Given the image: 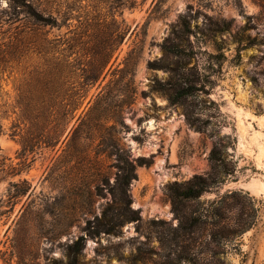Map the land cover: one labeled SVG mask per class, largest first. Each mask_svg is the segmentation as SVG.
<instances>
[{
  "label": "rangeland",
  "instance_id": "obj_1",
  "mask_svg": "<svg viewBox=\"0 0 264 264\" xmlns=\"http://www.w3.org/2000/svg\"><path fill=\"white\" fill-rule=\"evenodd\" d=\"M25 5L51 24H34L24 14ZM182 18L191 20V49L183 57L169 55L163 45L175 38ZM246 26L245 35L256 38V45L239 55L236 36ZM0 38L22 40L0 75L5 101L0 108V264L174 262L180 248L161 244L158 233L165 227L151 221L176 224L168 186L208 176L210 152L224 136H230L222 141V153L232 174L201 200L228 191L247 194L258 222L231 246L228 260L264 264L260 0H0ZM107 62L93 88L81 87L90 67ZM55 67L67 84L62 90L25 87L32 76ZM183 67H194L201 76L205 92L189 98L187 106L198 104L196 113L207 132L191 126L184 105L168 98L170 69ZM107 85L98 109L77 122L88 101L94 96V104ZM20 93L86 98L60 141L47 146L44 139H57L61 131L26 125L17 105ZM142 158L149 163L141 164ZM130 166L136 177L128 195L141 220L87 236L89 221L92 229L111 225L103 213L110 207L117 212L118 177ZM198 249L205 252L203 246Z\"/></svg>",
  "mask_w": 264,
  "mask_h": 264
},
{
  "label": "trees",
  "instance_id": "obj_2",
  "mask_svg": "<svg viewBox=\"0 0 264 264\" xmlns=\"http://www.w3.org/2000/svg\"><path fill=\"white\" fill-rule=\"evenodd\" d=\"M260 4L262 10H264V0H260ZM25 8L24 14L34 24H51L49 22L52 21L44 19L32 6L25 5ZM190 24L191 20L189 18H182L178 31L174 32L175 38L173 40L168 39L163 45V49L167 54L183 57L186 55L187 49L189 47V50L191 49L189 42V35L192 32ZM247 30H249L248 26L236 36L237 44L242 46L239 48V55L241 51L256 45V38L245 35ZM20 39H23V37ZM20 39L0 38V75L6 72L8 64L14 59L15 51L18 50L17 45L22 43ZM108 63L105 66L90 67L86 82L80 84L81 87L93 88L102 77ZM151 65L156 66V64ZM113 66L114 64L111 70L113 69V73L117 72V68H113ZM56 67L39 73L37 78L32 76V80L25 87L53 93L62 90L67 84L61 81L62 75ZM170 72L173 74L167 82V94L170 102L184 105L185 117L189 124L198 131L207 132V126L196 113L198 104L187 106L189 98L205 92L204 85L200 84V74L194 67H183L181 71L180 69L179 71L170 69ZM107 87L108 85L100 90L94 104H92L94 96L88 101L77 122L83 123L86 116L98 109L99 101L105 95ZM3 94L4 89L0 83V108L4 106L3 103L5 102ZM77 96L65 98L51 94L34 97L20 93L17 105L24 123L29 125L31 129L39 127L40 131H44L41 127L45 129L51 127L54 131H61L57 139H51L50 137L44 139V144L50 146L52 141H60L69 124L75 118L76 112L81 108L82 98H86V95ZM211 134V136H214L213 132ZM224 139H230V136H224L223 139L216 140L210 152L211 173L208 176L194 175L188 180L175 181L168 186L176 224L163 220L151 221L154 226L165 227L164 231L158 233L161 244L168 242L171 246L180 248V251H176L174 262L171 261L169 264H231L228 260L231 246L238 244L237 241L242 235L256 226L258 222V211L254 208L247 194H244L241 190L228 191L213 200H201L204 194L211 192L213 188L222 182L221 178L232 174L225 167V158L222 153L225 147L222 143ZM140 163L148 164L149 160L142 158ZM135 177L132 166L128 169L122 168V172L118 177L120 189L118 188V193L113 195V203L119 205L117 212L112 211L110 207L103 213V219L108 220L111 225L108 229L99 230L98 227L92 229V221H89L85 229L87 236L96 237L101 232L109 234L120 224L141 220L139 211L132 208L131 199L128 195L130 182ZM109 211L112 212L109 214ZM96 220H99L98 217H96ZM200 232L202 237H198ZM81 240H84V238L82 237ZM79 243L76 242V245ZM199 246H203L205 250V252H200L204 256L202 259H200L201 256L198 253Z\"/></svg>",
  "mask_w": 264,
  "mask_h": 264
}]
</instances>
